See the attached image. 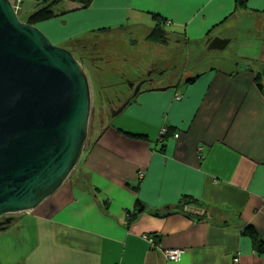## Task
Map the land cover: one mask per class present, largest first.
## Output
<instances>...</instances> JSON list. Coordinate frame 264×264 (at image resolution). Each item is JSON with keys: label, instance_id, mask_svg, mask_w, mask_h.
Masks as SVG:
<instances>
[{"label": "crops", "instance_id": "obj_1", "mask_svg": "<svg viewBox=\"0 0 264 264\" xmlns=\"http://www.w3.org/2000/svg\"><path fill=\"white\" fill-rule=\"evenodd\" d=\"M35 1L12 0L26 18L40 7ZM236 1L94 0L38 25L70 51L89 35L127 28L148 50L178 44L200 57L221 53L196 75L145 87L92 134L75 174L22 213L28 264H264V0L246 8ZM159 22L166 41L151 42ZM216 38L231 41L210 50ZM169 70L158 68L161 78ZM184 196L204 206L181 209ZM164 250L184 254L173 262Z\"/></svg>", "mask_w": 264, "mask_h": 264}, {"label": "water", "instance_id": "obj_2", "mask_svg": "<svg viewBox=\"0 0 264 264\" xmlns=\"http://www.w3.org/2000/svg\"><path fill=\"white\" fill-rule=\"evenodd\" d=\"M230 41L216 38L209 49ZM90 106L73 52L0 0V217L34 210L66 183L85 150Z\"/></svg>", "mask_w": 264, "mask_h": 264}, {"label": "rangeland", "instance_id": "obj_3", "mask_svg": "<svg viewBox=\"0 0 264 264\" xmlns=\"http://www.w3.org/2000/svg\"><path fill=\"white\" fill-rule=\"evenodd\" d=\"M23 1L16 0L17 3ZM29 1L36 3L35 0ZM17 13H19L18 10ZM93 16L98 15L95 13ZM19 18L24 22L26 20V16L23 15ZM69 20L70 23H73V19ZM48 22L51 21L46 23ZM52 23L54 24V22ZM68 23L59 26L60 34L69 32L72 28V24ZM130 32L127 28L120 31L114 30L111 33L98 32L100 35L96 33L89 35L87 39L79 41L73 48L72 45H69L87 73L91 90L85 149L89 147V139L94 132L98 131L103 124L106 125L114 121L111 113L115 112L126 97L131 94L130 85L141 79L152 78L154 87L162 86L170 83L171 76L185 78V76L196 75L212 64L211 56H219L217 54L221 53L219 51L206 52L204 57H200V53L192 54L191 47L178 44H171L172 47L163 49L164 53L160 49L151 48L152 50H148L139 42L142 40L141 34L134 36ZM161 55L165 57L162 58ZM175 66H178V69L174 68ZM167 67L172 74L168 79H163L158 74V68L162 73V70ZM12 216L19 218L22 213L12 214ZM21 222L22 220H19L17 224L0 233V264H18L20 261L28 264L25 256L21 254L22 246L25 243L24 239L23 243L20 242L22 240V234L19 233L21 232Z\"/></svg>", "mask_w": 264, "mask_h": 264}, {"label": "trees", "instance_id": "obj_4", "mask_svg": "<svg viewBox=\"0 0 264 264\" xmlns=\"http://www.w3.org/2000/svg\"><path fill=\"white\" fill-rule=\"evenodd\" d=\"M94 0H42L40 7L34 11L32 14H30L25 22L29 23L34 26H38L39 24H42L47 21L55 20L61 17H64L67 14H71L74 12H78L81 10H85L91 7ZM237 8H246L248 0H237ZM16 10L19 11L18 15H20V5L14 4ZM24 22V20H23ZM164 24L159 22L157 26L153 29V31L150 33L148 40L151 42H165V28L163 26ZM79 61V60H78ZM260 80V79H259ZM257 86L260 88H263L262 84L259 82V85ZM204 206L203 203L200 202V200L191 197V196H184L182 198V203L180 205L181 209L185 208H201ZM129 218H134L137 213L136 211H132L128 213ZM190 217L198 218L202 217L198 212H192L188 213Z\"/></svg>", "mask_w": 264, "mask_h": 264}, {"label": "flooded vegetation", "instance_id": "obj_5", "mask_svg": "<svg viewBox=\"0 0 264 264\" xmlns=\"http://www.w3.org/2000/svg\"><path fill=\"white\" fill-rule=\"evenodd\" d=\"M158 74L160 73L158 72ZM151 84H154V80L152 78H145V79L139 80L137 83H133L132 85H130L131 94L128 97H126V99L120 104V106L116 109L115 112L111 113V115L115 117L121 114L124 111V109L127 107V105L130 102L134 101L145 87H148ZM19 220H21V217L16 218L12 215H5V216L0 217V223L6 226L7 228L6 230H8L11 226H14L15 224H17Z\"/></svg>", "mask_w": 264, "mask_h": 264}, {"label": "built area", "instance_id": "obj_6", "mask_svg": "<svg viewBox=\"0 0 264 264\" xmlns=\"http://www.w3.org/2000/svg\"><path fill=\"white\" fill-rule=\"evenodd\" d=\"M167 134V130L163 129L161 131V136H165ZM177 137V136H176ZM142 174H139V177L142 178ZM144 240L151 244L152 247H156L155 239L152 236H144ZM164 255L170 261L178 262L183 257L184 251L183 250H164ZM235 262H238V259H235Z\"/></svg>", "mask_w": 264, "mask_h": 264}]
</instances>
